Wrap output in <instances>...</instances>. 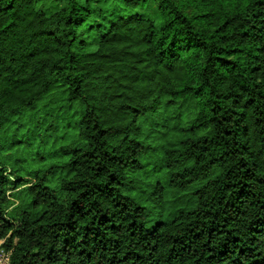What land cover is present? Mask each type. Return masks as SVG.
Instances as JSON below:
<instances>
[{
    "label": "trees",
    "instance_id": "obj_1",
    "mask_svg": "<svg viewBox=\"0 0 264 264\" xmlns=\"http://www.w3.org/2000/svg\"><path fill=\"white\" fill-rule=\"evenodd\" d=\"M0 240L264 264V0H0Z\"/></svg>",
    "mask_w": 264,
    "mask_h": 264
},
{
    "label": "built area",
    "instance_id": "obj_2",
    "mask_svg": "<svg viewBox=\"0 0 264 264\" xmlns=\"http://www.w3.org/2000/svg\"><path fill=\"white\" fill-rule=\"evenodd\" d=\"M3 240H0V264H8L9 254L2 248Z\"/></svg>",
    "mask_w": 264,
    "mask_h": 264
},
{
    "label": "rangeland",
    "instance_id": "obj_3",
    "mask_svg": "<svg viewBox=\"0 0 264 264\" xmlns=\"http://www.w3.org/2000/svg\"><path fill=\"white\" fill-rule=\"evenodd\" d=\"M22 165H25V164H22Z\"/></svg>",
    "mask_w": 264,
    "mask_h": 264
}]
</instances>
